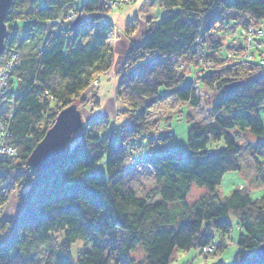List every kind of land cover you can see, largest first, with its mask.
<instances>
[{
	"label": "trees",
	"instance_id": "obj_1",
	"mask_svg": "<svg viewBox=\"0 0 264 264\" xmlns=\"http://www.w3.org/2000/svg\"><path fill=\"white\" fill-rule=\"evenodd\" d=\"M110 1L16 0L6 19L3 56L13 51L21 57L9 87L17 100L9 142L18 148L21 163H0V185L18 180L20 171L30 170L32 178L30 194L19 196L23 209L15 224L0 220V233L15 227L9 243L0 245V264H40L45 249L44 264H136L132 255L139 246L145 261L137 264H171L176 250L214 244L215 230L223 237L217 245L222 254L231 239L230 215L241 230L233 264H264L256 255L264 239V192L255 198L244 188L229 195L219 191L226 174L241 170V134L259 140L252 158L264 184V37L254 39L261 45L253 61L233 63L229 56L234 49H248L245 42L224 45L230 22L236 20L233 24L244 30L250 25L264 29V0H156L163 17L142 43H131L119 79L117 93L131 113L129 125L114 139L107 120L99 122L104 130L98 133L89 124L74 136L68 155L55 168L41 174L29 167L27 159L57 112L84 100L93 82L113 65L116 32L104 20ZM72 12L86 18L51 35L52 24ZM197 78L200 89L224 91L212 105L213 121L190 127L185 147L175 135L161 133L163 147L150 148L158 129L149 136V113L163 104L198 107ZM235 83L240 86L229 88ZM217 143L221 147L210 150ZM143 157L156 186L139 198L125 186V163ZM104 159L106 173L95 174ZM193 185L207 194L190 203ZM116 230L126 232L124 242ZM78 240L84 251L74 260L71 248Z\"/></svg>",
	"mask_w": 264,
	"mask_h": 264
},
{
	"label": "rangeland",
	"instance_id": "obj_2",
	"mask_svg": "<svg viewBox=\"0 0 264 264\" xmlns=\"http://www.w3.org/2000/svg\"><path fill=\"white\" fill-rule=\"evenodd\" d=\"M15 2L16 0H14L13 4L11 5L9 9V14H10V11L13 9ZM145 3H150V1L149 0H137L134 6H131L132 7L131 9L134 10V13H137L135 19L130 22H127L126 25L119 27V29L122 30L121 34L126 33L125 37L130 40V45L132 43L131 35L137 32V29H138V22H137L138 18L139 19L142 18L139 11L143 9V7L145 6L144 5ZM151 10L153 12L152 7H151ZM163 14H164V11L162 12V14H160V17H163L162 16ZM153 15L155 16V14ZM158 17H159L158 15L155 16V19H157ZM234 22L236 23V20L233 22H230V26H229L230 29L225 31V35H226L224 39L225 47L226 46L240 47L241 44L245 42V39L247 37L246 30H244V28H241L239 25H234L233 24ZM5 23H6V20H5ZM132 25L133 27L132 29H130L129 27H131ZM151 27L155 28L154 24ZM261 28H264V27H261ZM262 31H264V29H262ZM21 39H22V34H21ZM113 45H114V42H113ZM4 46H5L4 50L0 54V77L2 76V81L7 80L8 82L7 87L9 88L11 85L13 74L15 70H17V65H15L17 64V57L15 56L14 58L15 53L13 51L7 52L5 56H3V53L5 52V48H6L5 43H4ZM21 50H22V47H21ZM113 50H114V47H113ZM114 54H115V50H114ZM11 59H12V65H10L8 62ZM6 63L7 65L10 66L7 69V71L12 70L8 76L1 75L3 74L2 71H4L5 69L4 65ZM187 71H188L187 79L189 81L193 80L192 78L194 76L192 75L193 73L191 72V68H187ZM199 75L200 74L198 73L196 77H198ZM103 76H105V74L102 75L100 79ZM121 76H122L121 72H118V75H112V77L116 78L118 85H119V79L121 78ZM195 84H196L195 88L199 90L198 91L199 95L198 94L197 95L199 96V100H201L198 107H194V108L189 107L187 104H183V105L175 104V103L163 104L161 106V109L158 108L156 110L151 111V113H149L150 115H148L146 118L149 123L151 124L153 123L152 126H156V125L160 126V129L158 130H159V133H162V135L163 134L168 135V136L175 135V137L177 138V143L183 147L187 146V143H186V138H187V133H188L187 130L190 127H192L193 125L194 126L195 125L197 126L205 125L213 121L212 114H211L212 105L224 93L223 89L219 90L218 92H214V93H212L210 89L205 88V87L199 89L200 87L198 88V84H199L198 78L195 80ZM118 85H117V89H118ZM117 89L114 92L115 94L113 98L112 96H109V98L105 99V95L103 94L101 95L98 92L99 90V84H98L97 89L88 90V92L85 93L86 94L84 96L85 101L79 100L76 102L75 105L77 106L78 110L80 111V114L82 115L83 128L71 134V138L65 146L66 156L68 155V152H69L68 146L70 145L71 142H73L74 136L78 135L84 129L85 126H88L89 124L94 123L95 125L93 126V130L95 133H98L99 131L104 130L103 125L99 123L100 120H107L108 121L107 125L109 126L110 123L116 120V118L112 120L115 117V114H116V117L120 116L117 111L120 108V103H118L117 99L114 100V98L118 95ZM6 92H7L6 89L4 88H2V90L0 89V115H2V112H3L5 114L4 118L6 119L5 127L4 128L0 127V163H5V162L15 163L16 162V164H20L21 162L18 160L19 150L16 146L11 145L9 142L11 141L9 139L12 135L11 118L13 117L14 112H16L17 110L16 108L17 100L15 99L14 94L11 96L9 92L7 93ZM121 106L124 109H127L126 103L122 102ZM263 108H264V105L261 107V109ZM62 111L60 110L57 112L54 123L48 127L49 129L46 130L44 137L41 138L42 140L37 145H39L46 139L45 137L48 131L54 128L59 118V115ZM103 113L106 114L104 117L101 116V114ZM262 115L264 116L263 110H262ZM126 116L128 118H131L130 113H128V115ZM99 117H102V118L99 119ZM160 121H162V123ZM3 123L4 122L0 121V126ZM117 127L119 126L112 123L110 124V128L108 130V132L111 133L114 139L118 137L117 130L119 129ZM241 140H242L241 144L243 146L242 148L243 152L240 155V162L242 165L241 170L239 172H229L228 174H226L221 182V186H219V191L222 195H229V192L235 188H239V189L244 188L245 190L248 191V193H251L252 197L259 198V196L261 195V192H264V184L263 182H261L262 180L261 175L259 174L257 170V166H255L254 164L255 162L253 161V158H252V153L256 152L255 146L259 143V140L250 134L248 135L241 134ZM150 144H151L150 148L152 149L155 146L163 145L161 140L160 142L157 143L158 145L154 141H152V143ZM220 147L221 146L217 143L215 146L211 145L210 150L212 151L217 150ZM35 148L33 149V152ZM136 157L138 156L136 155ZM143 158H144L143 160H141L139 163H136V164L125 163V167H127L126 173L124 176L125 186L127 189H132L139 198H145L148 194H150L155 189V186H156L155 176H153L150 170V167L147 166L145 157ZM263 161H264V158H263ZM105 163H106L105 159L101 161L95 167L96 171L94 173L99 174V175L105 174L106 173ZM29 167L32 168L30 165ZM37 172L40 173L39 171ZM41 174H45V173H41ZM16 177H18V180ZM16 177H15L16 179H13V177L10 179H7L5 182H3V184L0 185V220H3V221L8 220L13 225L15 224V221L18 218L19 213L23 209V203H22L23 201L19 199V196H25L27 194H30L28 191L31 187L32 175L30 174V170H26V171H20V175ZM206 194H207V190L205 188H200L199 186L193 185L188 195L189 202L190 203L197 202L200 198L205 197ZM158 200L159 198H156L155 201H158ZM229 218L230 220H232L233 229L230 235L231 239L228 241V244H227L228 248L224 252H222V254L217 253V250H218L217 245L219 244V241H221V238L223 237L218 231L215 230L213 232V235L215 237L214 244H210L209 246L204 247L203 250L192 249L189 252H183L180 249L176 250L172 255L171 264H233V261H234L233 255L238 250L236 241L239 238V234L241 233V230H240V227L236 224L237 221L235 217L233 215H230ZM14 229L15 227L12 226L8 228L7 231L0 233V245H7L9 243V241L13 237L12 235L14 233ZM116 231H117L118 238L122 242H124L126 238V232L124 233L123 231H120V230H116ZM57 237L59 239V242H61L63 234L58 235ZM83 251H84V243L81 240H78L75 243H73L72 248H71V254L74 260H77L79 256L81 255L80 253H83ZM47 254H48V251L46 249L43 250L41 258L39 259L40 264L45 263V260L48 256ZM132 258L134 259L136 264L144 263L145 251H143L142 246H139L136 249V252H134V254L132 255Z\"/></svg>",
	"mask_w": 264,
	"mask_h": 264
},
{
	"label": "water",
	"instance_id": "obj_3",
	"mask_svg": "<svg viewBox=\"0 0 264 264\" xmlns=\"http://www.w3.org/2000/svg\"><path fill=\"white\" fill-rule=\"evenodd\" d=\"M14 0H0V54L4 50L6 38L5 20L9 14V9ZM240 84L235 83L229 88H235ZM83 128L82 115L76 105H71L63 110L57 120L56 125L46 135V139L36 146L34 152L28 158L29 165L39 171L46 173L64 160L66 156L65 146L71 138V134ZM257 257L264 262V239L256 251Z\"/></svg>",
	"mask_w": 264,
	"mask_h": 264
},
{
	"label": "crops",
	"instance_id": "obj_4",
	"mask_svg": "<svg viewBox=\"0 0 264 264\" xmlns=\"http://www.w3.org/2000/svg\"><path fill=\"white\" fill-rule=\"evenodd\" d=\"M150 3H145L143 9H141L140 14L142 16L141 19L138 18V29L137 32L133 33L131 35V38L134 39L137 42H140L143 40L144 36L148 34V32L153 28L151 26L157 25L160 17V14H162L163 10L161 9V6H159L158 2L154 0H149ZM151 7L153 8V12L151 10ZM132 7L129 5H126L124 8H121L119 10H115V12H111L109 15V18L113 22L115 29H117V35L114 39V59H113V65L112 67L107 71L108 73L105 74L101 79H99V90L98 92L102 95H105V99L109 98V96H114V92L117 89L118 82L115 77H112V75H118V72H122V67L124 66L126 62V56L127 52L129 51L130 47V40L127 39L123 34H121V29L119 27L126 25L127 22H130L135 19L137 13H134V10L131 9ZM159 16L157 19H155V16ZM56 24V23H55ZM264 109V108H263ZM264 111V110H263ZM150 115V114H149ZM113 120V119H112ZM163 120V119H162ZM118 121L121 124L129 123L130 118L127 116H122L118 118ZM112 122V121H111ZM162 123V121H160ZM113 123V122H112ZM110 123V124H112ZM109 124V125H110ZM172 133V132H171ZM168 136V135H167ZM172 136V135H171ZM177 141V138H176ZM183 144V143H181ZM185 147V146H184Z\"/></svg>",
	"mask_w": 264,
	"mask_h": 264
},
{
	"label": "bare ground",
	"instance_id": "obj_5",
	"mask_svg": "<svg viewBox=\"0 0 264 264\" xmlns=\"http://www.w3.org/2000/svg\"><path fill=\"white\" fill-rule=\"evenodd\" d=\"M154 1H156V0H154ZM137 2V0H111L108 4H105V8H107V12L105 13V15H104V20H105V22H107V23H110V25L113 27V29L115 30V32L117 33V29H115V26H114V24H113V22L111 21V19L109 18V15H110V13L111 12H115V10H119V9H121V8H124L125 7V5H129V6H134V4ZM156 2H158V1H156ZM158 4H159V6H160V3L158 2ZM84 18H86V16H84L83 15V13L82 12H77V13H74V12H72V13H65V15L64 16H62V18H61V20H60V22H58V23H53L52 24V26H51V28H50V33H51V35H54V34H58V33H60L64 28H66V27H72V28H74L75 27V25L76 24H78V23H80L81 22V20H83ZM162 18V17H161ZM160 18V19H161ZM133 23V22H132ZM132 23H130V24H132ZM6 25V24H5ZM132 27H133V25L131 26V27H129L130 29H132ZM155 27V26H154ZM254 27V26H253ZM256 27V26H255ZM152 29H154V28H152ZM151 29V30H152ZM251 29H252V25H250L249 27H247V29H246V34H247V37H246V39H245V43L244 44H246V45H249V44H251L253 47H251L250 45H249V47H248V49H246V50H244V51H238V50H236V49H234V50H232L231 51V53H229V56L231 57V59L233 60V63L234 62H239V60H242V62L243 61H245V60H250V61H253V60H255V57H256V55H255V53H256V49L257 48H259L260 47V43L258 42V41H255L254 39H255V37H258V38H262V37H264V31H260V30H258V31H256V32H254V33H252V31H251ZM6 38H5V40L7 39V37H8V29H7V25H6ZM50 35V34H49ZM124 35L126 36V33H124ZM145 37V36H144ZM143 37V38H144ZM132 39V38H131ZM144 40H142V41H140V42H137V41H135L134 39H132V43H134V44H136V45H138V44H140V43H142ZM4 43H5V41H4ZM249 43V44H248ZM5 47V46H4ZM128 50H130V49H128ZM128 53H129V51L127 52V56H126V62H125V64H124V66H123V68L125 67V65H126V63H127V57H128ZM16 54H18V52H16ZM18 56H19V59H17V69L21 66L20 64H21V57H20V55L18 54ZM113 59H114V57H113ZM16 71V70H15ZM100 79V78H99ZM99 79H97V81H94L93 82V85L88 89V90H93V89H97V87H98V84H100L99 83ZM119 86V85H118ZM88 90L86 91V93L88 92ZM117 92H118V89H117ZM115 99H117V101H118V103H120V108H119V110H117L118 111V113H119V117H122V116H126V115H128V112H129V110H128V108L126 107V106H124V107H126L127 109H124L122 106H121V104H122V102H121V99H120V97L117 95L115 98H114V100ZM120 101V102H119ZM160 109H161V107H160ZM262 110H264V109H262ZM128 111V112H127ZM130 113V112H129ZM125 114V115H124ZM131 114V113H130ZM106 114L105 113H103V114H101V116H105ZM108 116V115H107ZM109 117V116H108ZM119 117H116V114H115V117L113 118V120L116 118V120L113 122L114 124H116V125H118L119 127H117L119 130H118V132L120 131V129L122 128V126H124V125H129L128 123H126V124H121L119 121H118V118ZM100 118H102V117H99V119ZM130 120H131V118H130ZM100 122H102V120H100ZM130 122V121H129ZM154 129H160V126L159 125H156V126H152V129L150 130V135L149 136H152V133H153V130Z\"/></svg>",
	"mask_w": 264,
	"mask_h": 264
},
{
	"label": "built area",
	"instance_id": "obj_6",
	"mask_svg": "<svg viewBox=\"0 0 264 264\" xmlns=\"http://www.w3.org/2000/svg\"><path fill=\"white\" fill-rule=\"evenodd\" d=\"M251 31H252V33H254V32H256V29L255 28H252L251 29ZM250 46H252L251 44H250ZM15 56L17 57V59L19 58V56H18V54H14V58H15ZM9 62V64L10 65H12V59L11 60H9L8 61ZM16 65V64H15ZM10 66L9 65H7V63L4 65V71H2L3 72V74H1V75H5V76H8L10 73H11V71L9 70V71H7V69L9 68ZM6 70V71H5ZM7 85H8V82H7V80H5V81H2V76L0 77V89L2 90V88H4V89H6L7 90V92H9V88L7 87ZM195 87H196V85H195ZM198 88H199V86H198ZM200 89V88H199ZM197 91H199L198 89H197ZM6 92V93H7ZM198 95H199V93H198ZM199 97V96H198ZM0 127H2V128H4L5 127V125H1ZM118 131V130H117ZM154 135L152 136V140L157 144L158 142H160V134L161 133H159V130H157L156 132H154L153 133ZM158 145V144H157ZM163 147V145H161V146H155L153 149L155 150V151H160V149Z\"/></svg>",
	"mask_w": 264,
	"mask_h": 264
}]
</instances>
